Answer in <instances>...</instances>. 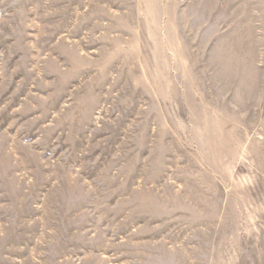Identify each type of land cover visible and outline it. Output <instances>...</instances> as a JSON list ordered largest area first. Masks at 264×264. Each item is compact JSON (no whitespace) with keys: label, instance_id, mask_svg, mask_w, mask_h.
Masks as SVG:
<instances>
[{"label":"rangeland","instance_id":"374dc122","mask_svg":"<svg viewBox=\"0 0 264 264\" xmlns=\"http://www.w3.org/2000/svg\"><path fill=\"white\" fill-rule=\"evenodd\" d=\"M0 264H264V0H0Z\"/></svg>","mask_w":264,"mask_h":264}]
</instances>
